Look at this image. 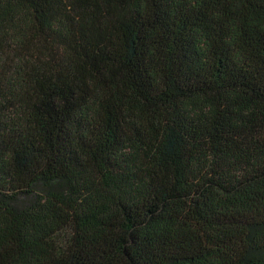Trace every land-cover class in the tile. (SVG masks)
Masks as SVG:
<instances>
[{"label":"trees","instance_id":"16d2710c","mask_svg":"<svg viewBox=\"0 0 264 264\" xmlns=\"http://www.w3.org/2000/svg\"><path fill=\"white\" fill-rule=\"evenodd\" d=\"M0 264H264V0H0Z\"/></svg>","mask_w":264,"mask_h":264}]
</instances>
